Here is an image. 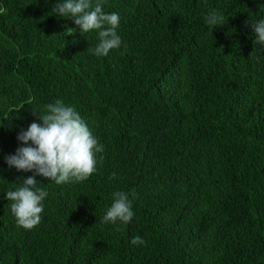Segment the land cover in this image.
I'll use <instances>...</instances> for the list:
<instances>
[{
    "label": "trees",
    "instance_id": "obj_1",
    "mask_svg": "<svg viewBox=\"0 0 264 264\" xmlns=\"http://www.w3.org/2000/svg\"><path fill=\"white\" fill-rule=\"evenodd\" d=\"M57 2L0 0V264H264V44L251 28L264 0H102L122 45L99 57L98 33ZM213 10L224 24L210 30ZM56 99L103 160L82 183L37 176L48 196L26 231L6 192L33 173L4 158ZM116 191L127 225L102 222Z\"/></svg>",
    "mask_w": 264,
    "mask_h": 264
},
{
    "label": "clouds",
    "instance_id": "obj_2",
    "mask_svg": "<svg viewBox=\"0 0 264 264\" xmlns=\"http://www.w3.org/2000/svg\"><path fill=\"white\" fill-rule=\"evenodd\" d=\"M52 13L62 18H73L80 33L96 31L98 44L87 49L93 55L107 56L113 49L122 45L117 34L120 16L116 12L105 13L102 0H60L52 8ZM224 16L216 10L204 17L210 30L223 25ZM255 34V43L264 44V20L251 25ZM75 29H68L69 35ZM37 114L36 112H33ZM40 121L32 122L26 130H21L17 140L23 146L15 154L6 156L9 168L18 172H31V176L21 178L22 183L6 192V199L11 201L10 209L16 225L24 230H33L42 222L44 201L48 196L37 176L53 181L57 185L69 182L82 183L97 171V164L103 160L99 156L104 146L99 143L87 122L73 106L65 105L61 99L44 106L43 114H38ZM115 173L112 178H115ZM133 205L128 194L116 191L112 194L111 206L102 217L105 224L127 225L134 217ZM120 229L117 228V231ZM146 242L136 236L131 244L138 246Z\"/></svg>",
    "mask_w": 264,
    "mask_h": 264
}]
</instances>
